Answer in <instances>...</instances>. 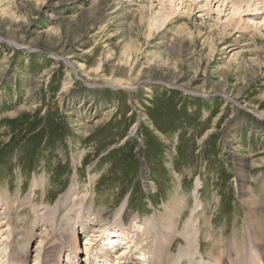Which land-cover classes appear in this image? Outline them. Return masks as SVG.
Wrapping results in <instances>:
<instances>
[{
    "label": "rangeland",
    "instance_id": "1",
    "mask_svg": "<svg viewBox=\"0 0 264 264\" xmlns=\"http://www.w3.org/2000/svg\"><path fill=\"white\" fill-rule=\"evenodd\" d=\"M229 2L0 0V218L12 223L1 229L2 264L28 245L37 264H58L57 245L77 239L92 212L161 231L167 207L181 215L177 232L189 223L192 233L165 249L168 260L190 242L192 264H260L264 163L246 168L263 204L250 209L231 155L264 159V14ZM139 237L143 264H154L165 239Z\"/></svg>",
    "mask_w": 264,
    "mask_h": 264
},
{
    "label": "bare ground",
    "instance_id": "2",
    "mask_svg": "<svg viewBox=\"0 0 264 264\" xmlns=\"http://www.w3.org/2000/svg\"><path fill=\"white\" fill-rule=\"evenodd\" d=\"M218 1H220V0H218ZM223 1H228V0H223ZM229 3L231 4V8L233 9L234 12H240V11H242L241 8L244 7L245 8L244 12L249 10V9H251V8H253L252 9L253 11H258V13L264 14V0H230ZM259 10H261V11H259ZM153 25L154 24H151L150 27H152ZM234 41L236 42L237 40L234 39ZM92 130H93V128H91V127L90 128H86L83 133L87 134L88 132H92ZM236 151H237L236 154H232L231 155V159H233L234 162L239 164V166H238V168L236 170L237 171V182H238L237 185L239 186L238 188L240 190V195L243 197L242 202H243L244 205H247L248 208H250V209H258L263 204H259L255 199L252 198L253 196L251 197L252 193H250L249 188L247 186L246 172H248V171H246L247 170L246 168L248 166H250V168L251 167H257L258 163H260V164L264 163V159L263 160L248 161L249 157H247V155H250L249 153L247 154V153L241 152V148L236 150ZM263 182H264V180H263ZM195 185H196V189H197L199 184H195ZM37 187H38L37 181L33 180V184H32V192L33 193L37 189ZM73 188H70V190L68 192H66L63 195L62 199L58 202V204H60L61 207L64 206V208H66L69 203H73L74 195H73V193H69L70 191H75V187H73ZM196 189H194V192H193V196H194L195 199L197 198V193H198V192H196L197 191ZM261 189L264 190V186H262ZM4 197H5L4 199L8 203V200L6 199V196H4ZM181 200H182V198L176 200L177 202L173 201L171 204L174 205L175 202H176L175 205H177V206L181 205L182 204ZM4 205H7V204L5 203L3 198H0V211H1V209H3ZM8 205H9V203H8ZM124 205H125V202L117 210V213H116L117 215L121 214V212L124 210ZM199 205H200L199 201H197L195 203V207L193 206L195 208V210L199 207ZM75 206L76 205H74V207ZM167 208H168V210L166 208H164L166 210L163 212V214H160L159 217H158V222H159L158 224L162 225V229H163L161 231H160V229H156V225H155V227L154 226L152 227L151 224L149 226V223L145 222V220H144V224H143L145 226L144 227L141 223H139V222H141L140 219H138L137 217L127 218L128 217L127 215L122 216V218L119 219L120 228L117 229V226H115V223H113L111 221V219L108 220L106 217L101 219L103 217V215L101 213L92 212L90 214L91 217H92L90 219L91 221H88L89 218H86L87 220L83 224L76 225L75 229H76V231L78 230V232L76 233L77 234V239H75L73 241H69V240H65L64 239L63 243H60L57 246H59L60 249L61 248L64 249L67 244H70V246H69L70 248L68 247V250L71 251L73 249L72 252L75 254V251L78 250V245H77L78 237L79 238L80 237L81 238L85 237L87 242H84L83 245L85 246V249H86V251L88 253L91 252V251H89V248L92 245H96L101 252H106L107 254H109V256L112 255L111 257L116 259V257L114 256V255H116L115 250L119 249L120 257H117L118 261L122 262L124 260L123 262H124V264H126L125 262H129L130 263V260H131L130 264H143L144 260L142 258L145 255V246H142V247L139 246V240H140L139 239L140 238L139 235L145 236L147 238H150L152 235H155V234L157 235L160 232L161 233V238L165 239V241L161 242L157 246H155V244L153 243L154 246H153L152 253L154 254L155 260H157L154 264H168V261H171V260H172V262L176 261V263H174V264H192V262H190V260L192 258V255H189V252H191L192 247H194V250H197L198 248L196 247L195 244H192L190 242H188V246H187L188 248L186 247L185 250H180L181 254L177 255V260H174L173 257H172L173 259L168 260L169 257H167V255L164 256L165 249L168 248L170 244H172L174 241L179 240L180 237L182 239L186 240V241H189L188 237L191 236V234H192V233L189 232V228H190L189 227V223H188V225L186 224L184 226V228H182L181 231L177 232L178 225H176V224H177L178 220L180 219L181 215L178 216L179 215L178 211L176 212L175 210H170L169 207H167ZM262 208H263V206H262ZM195 210H193L194 212H192V213L195 214ZM251 212H253V211H251ZM254 213H255V211L249 217L250 218V220H249L250 222L256 219L257 214L256 213L254 214ZM3 214L4 213H0V217ZM8 215L10 216L9 211H8ZM96 218L99 219V220H97ZM191 218L192 217L189 218L190 226H193V221H192ZM52 220H54V219L52 218ZM259 220H263L262 222L264 224V216L261 215L259 217ZM249 221H247L248 222V226L253 228V230H254L253 224L251 226V223ZM3 223H4L5 226L6 225L9 226L10 224H12L11 223V217H9V219H6V221H2V219L0 218V225H2V227L0 228V231H1L2 228H4ZM44 223H45V221H44ZM46 224H48V221L46 222ZM95 224H97V225H95ZM147 225H148V227H147ZM153 228H155L156 230H154ZM60 231H62V230H60ZM141 233H143V234H141ZM9 234L10 233H8L7 235H9ZM37 235H40V234L37 233L36 236ZM2 237H3V231L0 232V243L4 242V241H1ZM174 237H175V240L172 239ZM176 237H178V239ZM252 237H253V240L255 242V246L253 244L254 249L258 250V249H261L262 247H264V234H262V236L260 234H258V233L257 234H252ZM42 238L43 237L40 238V240L38 242L39 244H40V242H42V240H43ZM152 238L156 239V237H152ZM193 238L194 237H192V239ZM48 240H50V239H48ZM5 244H7V243H5ZM56 244H58V243H56ZM47 245L48 244H46L44 246L45 247L44 251L47 252V250L50 249L49 252H51L52 251V249L50 248V247H52L51 244L49 246H47ZM2 246L3 245L1 244L0 245V250H1V253H4L5 251H2V249H1ZM151 246H152V243H151ZM108 247L111 248V249H109V251H107ZM85 249L83 248V251H85ZM80 250H82V249H80ZM34 251H35L34 250V246L29 247V245H28V247L24 251V252H26V254L20 256V259H18L17 261L21 262V260H23V258H21V257H26V259H27L26 262H28L29 264H31V261L34 262L33 264H37L38 263V258H35L36 260H34V261H33V258H32ZM139 251H141V252H139ZM79 253L81 254L82 252L78 251L77 255H79ZM7 255L6 256L8 258L6 257L5 260L8 259V261L11 262V260H12L11 259V254L10 255L7 254ZM189 256H191V258H189ZM125 257H126V259H123ZM198 258L201 259V257H198ZM78 260L75 259V256H74L73 259L66 257L65 259L62 258L61 264H78V262H79ZM219 260H222V259H219ZM249 260H251V259H249ZM17 261L16 262L14 261L13 264H17L18 263ZM1 262L2 261H1V258H0V264H2ZM230 262H231V260H230ZM43 264H49V263L48 262L45 263V261H44ZM80 264H83V263L80 262ZM198 264H199V261H198ZM216 264H220V263H216ZM221 264H225V263H221ZM262 264H264V258L262 259Z\"/></svg>",
    "mask_w": 264,
    "mask_h": 264
}]
</instances>
